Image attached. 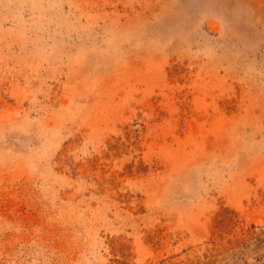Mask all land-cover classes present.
I'll list each match as a JSON object with an SVG mask.
<instances>
[{
    "label": "rangeland",
    "instance_id": "obj_1",
    "mask_svg": "<svg viewBox=\"0 0 264 264\" xmlns=\"http://www.w3.org/2000/svg\"><path fill=\"white\" fill-rule=\"evenodd\" d=\"M0 264H264V0H0Z\"/></svg>",
    "mask_w": 264,
    "mask_h": 264
}]
</instances>
